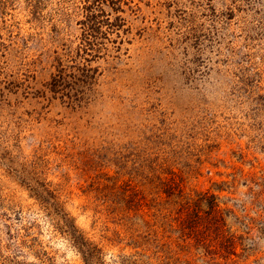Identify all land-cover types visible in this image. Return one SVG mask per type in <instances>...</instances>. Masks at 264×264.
I'll return each mask as SVG.
<instances>
[{
	"label": "rangeland",
	"instance_id": "rangeland-1",
	"mask_svg": "<svg viewBox=\"0 0 264 264\" xmlns=\"http://www.w3.org/2000/svg\"><path fill=\"white\" fill-rule=\"evenodd\" d=\"M0 264H264V0H0Z\"/></svg>",
	"mask_w": 264,
	"mask_h": 264
},
{
	"label": "trees",
	"instance_id": "trees-1",
	"mask_svg": "<svg viewBox=\"0 0 264 264\" xmlns=\"http://www.w3.org/2000/svg\"><path fill=\"white\" fill-rule=\"evenodd\" d=\"M58 77V78H57ZM59 78H61V76H55L54 78H53V82L55 81V82H59Z\"/></svg>",
	"mask_w": 264,
	"mask_h": 264
}]
</instances>
